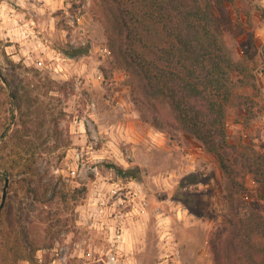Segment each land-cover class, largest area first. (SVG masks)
Segmentation results:
<instances>
[{
  "label": "rangeland",
  "instance_id": "1",
  "mask_svg": "<svg viewBox=\"0 0 264 264\" xmlns=\"http://www.w3.org/2000/svg\"><path fill=\"white\" fill-rule=\"evenodd\" d=\"M208 1L241 70L227 132L264 154V0ZM110 10L0 0V264H214L209 237L228 220L219 163L140 118ZM240 181L264 216V187Z\"/></svg>",
  "mask_w": 264,
  "mask_h": 264
},
{
  "label": "trees",
  "instance_id": "2",
  "mask_svg": "<svg viewBox=\"0 0 264 264\" xmlns=\"http://www.w3.org/2000/svg\"><path fill=\"white\" fill-rule=\"evenodd\" d=\"M118 66L132 76L140 118L158 132L176 131L216 157L226 181L228 220L209 237L214 264H264L262 209L247 202L240 179L264 187V154L227 132L235 76L241 72L212 28L208 0H109ZM116 43V46H115ZM222 249L224 252H222Z\"/></svg>",
  "mask_w": 264,
  "mask_h": 264
},
{
  "label": "water",
  "instance_id": "3",
  "mask_svg": "<svg viewBox=\"0 0 264 264\" xmlns=\"http://www.w3.org/2000/svg\"><path fill=\"white\" fill-rule=\"evenodd\" d=\"M7 184H8V182H7V180H5V184H4V187L2 189V197H1V203H0V210L2 209L3 204H4V201H5Z\"/></svg>",
  "mask_w": 264,
  "mask_h": 264
},
{
  "label": "built area",
  "instance_id": "4",
  "mask_svg": "<svg viewBox=\"0 0 264 264\" xmlns=\"http://www.w3.org/2000/svg\"><path fill=\"white\" fill-rule=\"evenodd\" d=\"M86 116L83 117V119H81L79 121V125H83V121H86ZM79 156V154H77V157ZM114 236L116 237V239H119L121 237V234H120V230H118L117 228L115 229L114 231Z\"/></svg>",
  "mask_w": 264,
  "mask_h": 264
}]
</instances>
